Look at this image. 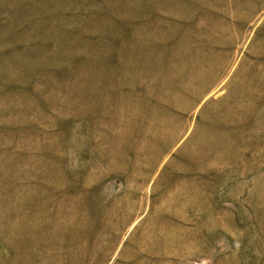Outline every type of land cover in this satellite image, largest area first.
<instances>
[{
	"label": "rangeland",
	"instance_id": "374dc122",
	"mask_svg": "<svg viewBox=\"0 0 264 264\" xmlns=\"http://www.w3.org/2000/svg\"><path fill=\"white\" fill-rule=\"evenodd\" d=\"M0 264H264V0H0Z\"/></svg>",
	"mask_w": 264,
	"mask_h": 264
}]
</instances>
